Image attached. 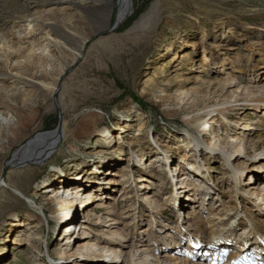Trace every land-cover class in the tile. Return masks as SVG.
<instances>
[{"label": "rangeland", "instance_id": "374dc122", "mask_svg": "<svg viewBox=\"0 0 264 264\" xmlns=\"http://www.w3.org/2000/svg\"><path fill=\"white\" fill-rule=\"evenodd\" d=\"M118 1L0 0V178L4 173L1 181L9 185L0 190V264H49L44 254L54 264H100L107 254L82 252L80 245L120 242L105 227L111 221L104 209L93 211L102 217V227L79 229L86 213L78 205L76 234L91 237L65 247L61 234L67 223L55 220L60 203H48L42 193L64 179L76 186L92 176L102 181L90 185L116 213L110 219L130 210L112 229L127 235L118 249L148 251L138 264L157 257L164 262L168 253L187 259L192 250L187 240L209 239L212 214L222 201L230 202L224 224L231 228L237 223L231 238L250 228L251 221L264 234L259 203L264 186L247 187V180L236 190L220 155L202 156L210 170L204 172L209 183L201 191L182 194L171 180L173 168L184 164L181 157L191 154L181 146L188 131L210 143L213 137L234 136L237 126L225 119L242 123L244 118L262 136L258 151L264 147V110L239 106L214 123L204 115L217 104L264 95V0H133L130 15L117 25ZM56 105L63 117L59 148L41 165L7 169L23 146L56 131ZM191 118L207 119L209 126L199 135ZM127 122L133 124L131 130L116 129ZM101 130L111 135L110 149L101 142ZM131 144L138 146L142 160L136 166ZM112 147L114 155L105 154ZM251 151L234 165L253 167ZM152 162L166 169L149 170ZM184 198L195 203L183 206ZM29 199L43 204L46 224L27 238L21 227L27 216L43 215L30 207ZM175 241L181 245L178 254L167 247ZM212 251L206 257L192 252L190 264H210ZM122 264H132L129 256Z\"/></svg>", "mask_w": 264, "mask_h": 264}, {"label": "bare ground", "instance_id": "6f19581e", "mask_svg": "<svg viewBox=\"0 0 264 264\" xmlns=\"http://www.w3.org/2000/svg\"><path fill=\"white\" fill-rule=\"evenodd\" d=\"M132 6L133 0L118 1L117 24L122 23L130 15ZM82 43L84 44V42ZM185 57L186 56L184 55L181 59H184ZM174 59H176V55ZM208 61L209 60L207 59L206 62ZM239 106H243V110L256 107L255 111L261 113L262 110H264V95H262L261 97L249 96L242 101L241 99H239L234 101L232 100L230 102H223L211 108H206L204 115L205 118H208L209 121H213L214 123L216 120L215 118L218 116L227 118L226 114L233 108L241 110L242 108H236ZM241 119L243 120L241 121L242 123H237L236 121H228L227 119H225L224 122H227V124L232 123L233 125L237 126V131H234V136L231 137L225 134V137H213L214 140L210 143L202 141L199 136L193 134L192 132H187V136H189L187 138L188 141L184 142L181 146L191 154H184L181 157V162L184 164L177 166L175 169L173 168V172L171 175V180L173 182H177V189L180 190L181 188L182 194H187L191 190L201 191L202 186L209 183L206 179V175H204V172L210 170V164H208V162H206L204 158L202 159V156L210 157L211 155L213 156V158H216V155L221 156L222 160L224 161V168L231 171V181L233 182L234 188L236 190H240L241 184L243 183L242 185H244V182L247 180H249V183H246L247 187L255 189L257 186H264V147L261 151H258V144L260 143V139L262 138V136L261 134L257 135L259 134L257 132L255 133V131H257V128H254L251 124H249L250 122L246 123V120L244 118ZM190 120H192L190 121V124L194 125V129H196L199 135L206 126H209V121H207V119L203 120L202 122H198L195 118H191ZM3 121L7 126L12 125V123L7 119H4ZM119 126L120 127L116 128L117 130L121 132H127L128 130L132 129L133 124L131 122H127L126 125ZM46 135L47 136H38L27 145L23 146L22 149L14 155L12 160L6 164L7 169H17L20 168V165H25L27 163H36L38 165H41L45 161H47L48 157H51V155L59 148L60 144H62L64 132H58L56 129L55 132ZM100 136L101 142L106 144L105 146L110 149L111 135L109 134V132L107 130H101ZM252 137H258V140L254 141L255 138ZM119 138L121 139V136ZM157 145L161 147L164 146V144L162 145L160 143H157ZM113 148L114 147H112L111 150H107L105 154L114 155ZM137 148L138 146H136L135 144L130 145V153L135 166L140 164V162L142 161L139 157V150ZM189 150H191V152H189ZM249 150H252L251 152L253 153V155L249 157V161L250 163L254 164V166L250 169H244L245 167L243 166L240 169L237 165H234V161H239L241 157L247 156V152ZM191 159H194L195 161L189 163L188 161H190ZM148 167L149 170L155 171L157 173H160L162 170L166 169H163L158 163L154 162H152ZM121 172H124V169H121ZM131 173L132 171H130L129 174L125 175L123 181L126 184H128V182L132 178ZM79 177L81 176H78L77 178ZM2 178H4V173H2ZM2 178H0V190H2V188H9V185L5 181H1ZM46 182L47 181H45L44 183ZM80 182H83L82 185L76 186V184L72 183L70 179L60 180V182L58 183V185L60 186L58 188H53L55 185H57V183H53L51 186H46L44 191L42 192L43 194H45L46 201L48 203H60V213L55 220L56 222L64 221V223H67L64 227L65 229L63 233L61 234V237L65 238L66 240L65 247L69 246L73 241L77 242L81 239L86 240V238L91 237L90 235L86 234L85 236H83V238L80 239V237H78L76 234V229L74 228L73 224L76 223L78 219V205L81 206L80 208H82V210L80 211L82 213H86L83 220H81L83 222L78 223V226H80L79 229L89 230L90 232H92V229L90 228H93V225L102 227V225H104L102 217L96 218L93 211L97 208L104 209L105 214L109 216L107 220L109 222L111 221V225H105V227L112 230V235L116 236V238H118V241L124 242L127 238L124 230L121 229V231H115V229L112 228L117 227L118 224H121L122 222L120 221L122 220L123 216L130 210H126L125 212L120 213L122 214H119L120 219H110L111 215H116V213L114 212V210H111L110 206L107 205L106 202L102 201L104 196L100 195L97 192L96 188L90 185V183L94 184L100 183L102 181L94 180L92 176V178H83ZM118 184L123 185L120 182H118ZM14 192L24 196L23 193L19 190L15 189ZM64 195L66 197L65 199ZM261 197L262 198H260L261 200L259 203L262 204L264 208V196L262 195ZM258 198L259 197L257 195V198L255 197L254 200L257 201ZM190 201L195 203V200L184 198V201H182L183 206ZM28 202L30 203V207L32 209L37 211L39 210L43 214L41 216L36 214H29L27 216L26 223L21 225V227H23L22 232H24V234H28L27 238H30L36 233V229L38 230L40 226L46 224V221L43 204L37 203L36 201H34V199H29ZM153 202L157 204L156 201ZM229 203V201H222V204L219 206L221 209L215 210V213L212 214V221L211 223H209L208 229L209 239L206 242L201 243L198 241L197 243H194L193 240H187V242L191 244L192 249L188 252L187 259L182 260L179 257H176V255H173V253H168V255L165 257L166 262L160 261L158 257L156 259L151 258L150 262L153 264H190L189 257H193L192 252L195 253L196 256L206 257L210 253V251L213 250L211 259L209 260L210 264H212L213 258L220 262L223 261L225 264H262L264 262V238H262L261 240H259L258 238V234L262 231V229H259V226L255 222L251 221L250 228L247 227L244 230L237 231L238 233L236 237L234 239L231 238L232 232L236 233L237 225L234 224L230 228L231 223L225 225L223 222L224 218L228 216L227 214ZM222 206H226L225 209H222ZM157 207L160 208L159 205ZM235 212L237 214L239 213L237 209H235ZM229 217L230 215L225 218V220H229ZM96 220H98V222H96ZM234 220L236 219H233L230 222L234 223ZM19 225L20 224L12 223V226L14 227ZM186 234L187 233L183 235V238L188 237V235ZM255 237L256 239H254ZM259 241H262V244H260ZM120 242H112L110 247H100L99 244H96L95 242L87 241L85 243H82L83 245H80V250L82 252L85 251L92 253L102 251L104 254H107L106 260H103V262H100V264H122L126 262V256H129L132 264H138V261L142 255L141 253L148 252H140L139 249L136 250L138 248L137 247L133 248V250L128 254L125 251L118 249L117 246L120 245ZM167 247L169 248V251H178L177 254L181 252L179 251L181 248L179 242L175 241L173 245L171 244ZM252 248L256 250L253 251L254 255L251 257L250 251ZM44 256L46 257L49 264H54L52 263V260L45 254ZM226 257L228 259H224ZM147 259L149 260L150 258L147 257ZM150 262L148 263L151 264Z\"/></svg>", "mask_w": 264, "mask_h": 264}, {"label": "water", "instance_id": "95a60500", "mask_svg": "<svg viewBox=\"0 0 264 264\" xmlns=\"http://www.w3.org/2000/svg\"><path fill=\"white\" fill-rule=\"evenodd\" d=\"M118 25V24H117ZM117 25H115V27L117 26ZM57 107H58V109H59V114H60V121H59V126H58V128H57V131L58 132H61L62 131V119H63V117H62V113H61V108H60V106L59 105H56Z\"/></svg>", "mask_w": 264, "mask_h": 264}]
</instances>
